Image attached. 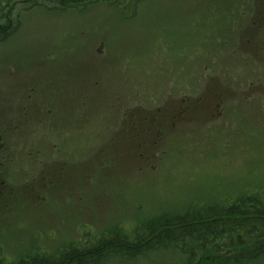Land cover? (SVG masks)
I'll use <instances>...</instances> for the list:
<instances>
[{
    "label": "rangeland",
    "instance_id": "rangeland-1",
    "mask_svg": "<svg viewBox=\"0 0 264 264\" xmlns=\"http://www.w3.org/2000/svg\"><path fill=\"white\" fill-rule=\"evenodd\" d=\"M27 1L0 0L1 24L14 22L22 11L13 32L14 23L0 30V127L7 122L9 105L40 94L45 132L66 148L70 141L61 134L78 130L83 140H77L76 158L64 157L71 168L51 148L30 175L0 171L2 264L36 253L57 255L61 247L87 237L92 243L108 230L131 235L130 229L139 230L161 215L183 217L242 196L264 202V129L254 127L250 115L234 129L227 105L223 113L222 107L210 106L220 100V83L227 89V103L244 100L247 87L252 101L264 102L262 60L250 58L254 73L242 85L229 75L235 60L231 53L241 38H264V23L257 33H242L256 0H128L123 6L116 0ZM59 2L70 6L61 12ZM60 54L70 55L79 70L74 88L90 87L79 99L94 102V115L78 105L74 124L63 128L56 123L61 87L54 70ZM221 66L224 75L216 77ZM236 88L238 93L231 94ZM183 99L196 103L192 114H177L173 125L162 121L167 107ZM141 101L158 115L149 117L157 129L151 137L140 134L130 120ZM118 102L125 117L114 108ZM104 113L110 114L111 142L90 133V119L95 130L105 127ZM116 125L120 129L113 130ZM182 261L161 250L133 262L112 254L99 264Z\"/></svg>",
    "mask_w": 264,
    "mask_h": 264
},
{
    "label": "flooded vegetation",
    "instance_id": "flooded-vegetation-1",
    "mask_svg": "<svg viewBox=\"0 0 264 264\" xmlns=\"http://www.w3.org/2000/svg\"><path fill=\"white\" fill-rule=\"evenodd\" d=\"M127 0H121L122 3L120 6L127 4L125 2ZM261 1L260 4L264 5V0H256ZM110 2V1H109ZM124 2V4H123ZM71 3V2H70ZM260 6L264 10V6ZM70 4H63L59 2V7L61 12L66 10ZM132 7V6H131ZM9 10V9H8ZM1 12V11H0ZM10 13V12H9ZM22 11L19 12V15ZM264 12L258 10L252 15V20L250 23L247 24L246 31L243 27L242 33L243 35L250 32H256L257 30L262 28L264 23ZM19 15L14 18L13 20H8L7 22L1 24L0 22V30L2 29L5 24L14 23L15 26L12 28V32L17 26L19 22ZM244 13L241 14V17ZM1 17V15H0ZM254 26L255 29H252ZM7 33L6 36H8ZM242 41L238 43L236 46L233 47L231 56H235V60L232 63V67L229 69V75L232 77L235 76V81L242 85L244 80L246 79L247 75L250 73L253 75L254 73V65L251 62V59L254 60H262L264 62V38L261 37H242ZM70 55L63 56L60 54L56 58L55 63V73L57 76V82L61 87V94L59 95V100L56 106V123L63 128L64 125L74 123L72 119L76 114V110L78 109V105L87 107L90 110V115H94L93 109L94 106L90 105V103L94 104L93 101H88L85 99H79L78 94L86 91H90V87L87 89L81 88L80 86L75 89L74 82L79 80V70L76 69L74 63L72 62V58L69 59ZM251 58V59H250ZM28 65L33 66L34 63L29 60ZM12 68H15V65H12ZM259 69L260 66H257ZM192 72V71H191ZM216 77L224 75V69L222 66L218 71H215ZM226 76V74H225ZM222 81V80H221ZM233 84V83H232ZM30 91H33L31 88ZM216 91L218 92V98L220 99L218 103L210 104L211 107L220 108L222 107V113L224 106L227 105L226 108V115L230 118L231 123L233 124L234 129H236L238 120L243 118L244 115H250L251 121L254 127L258 129H264V102H254L250 99V87L244 91V95L246 94V98L240 101H232L231 103H227L224 101V93L227 89L223 88L221 83L220 86L216 85ZM225 91V92H224ZM231 94L238 93V89L231 90ZM242 90L239 91V93ZM244 98V97H243ZM88 99V97H86ZM89 103V105H88ZM146 103L141 101L136 109L138 110L137 113L130 114V120L133 122V127L135 126L137 130H140V134H143L147 137H151L156 135V130H153L154 124L149 121V117L152 115L158 119V115L155 114L156 109L154 110H147L151 109L152 107H147ZM172 104V103H171ZM170 104V105H171ZM196 103L191 102L189 100H182L180 104L174 107H167L168 111L165 116H161L162 121H167L173 125V119L177 114H184L187 113L188 115L192 114L191 108L195 107ZM114 108H117L119 111V115L126 116L125 107L122 102H118ZM161 108L160 106L158 109ZM176 108H182L181 110H174ZM184 108V109H183ZM185 110V111H184ZM158 111V110H157ZM9 116L7 117V122L5 125L2 124L0 127V171L5 169L11 170H22L26 175H30L32 171L35 170L37 163H42L41 160L44 156L49 155L50 149L55 148L57 155L59 156V161L71 168L70 163L64 159L66 155L73 154L76 158V153L74 152L77 146V140L80 142L83 139L79 140L81 134L76 131L74 133H66L61 134V137L67 138L70 141L69 148L62 146L59 143V138L54 137L52 135L47 134L46 130V107L44 106L43 102L41 101L40 94L38 96H31L28 94L27 101L25 102H15L13 105H9L8 109ZM107 116L102 117L101 121L105 124V127L100 131L99 129L95 130L94 128V119H90V133L97 134L100 139H106L111 142V120L110 114L104 113ZM194 114V112H193ZM258 116H254V115ZM263 115V116H260ZM153 117V118H154ZM124 123V122H123ZM121 124V122H120ZM113 130H118L120 127L118 125L112 127ZM105 130L106 132H103ZM125 131H119V135H124ZM139 134V132H138ZM157 135H159L157 133ZM115 137V138H114ZM113 139H116V135ZM120 139V138H119ZM102 141V140H101ZM105 147V146H104ZM104 151V149H102ZM58 159V158H57ZM61 165V164H59ZM40 171H43L42 168ZM255 202V198L253 197H245L242 196L237 198L234 202L230 204H245V205H253ZM252 210H248L247 217L252 218L254 214ZM235 219L244 216H234ZM213 218V217H212ZM209 218V219H212ZM205 219L202 218V221ZM212 220H217V218H213ZM130 232H136L134 229H130ZM107 232H120L116 230H108ZM123 232V231H122ZM86 239V240H85ZM80 240L78 245L72 244L68 246L61 247L59 253L57 255L46 254L49 256H54L55 259L58 260V255L62 254V252H67L76 249L79 246L89 245L90 243L87 242V238ZM37 255H29L28 260H34L35 257H39L37 259L39 261L46 262L47 258L44 257L45 254L36 253ZM27 259L18 260L13 262V264H19V261L28 262ZM56 260H54V263ZM48 262V261H47ZM2 264V262L0 261ZM10 264V263H9ZM58 264H63L59 262ZM65 264V263H64ZM90 264V263H87Z\"/></svg>",
    "mask_w": 264,
    "mask_h": 264
},
{
    "label": "trees",
    "instance_id": "trees-1",
    "mask_svg": "<svg viewBox=\"0 0 264 264\" xmlns=\"http://www.w3.org/2000/svg\"><path fill=\"white\" fill-rule=\"evenodd\" d=\"M260 3L256 2L255 12H263L258 8ZM255 199L251 206L228 204L223 207L220 204L208 206L203 211L184 213L183 217L161 215L131 235L106 232L88 248L79 246L62 252L58 260L45 255L47 258L42 259L48 262L35 257L34 260L27 259L28 262L19 261V264H99L112 254L133 262L138 257L147 260L151 251L161 250H170L179 259L183 258L181 264H264V202ZM248 210L253 211L252 218L247 217ZM234 216L244 217L235 219Z\"/></svg>",
    "mask_w": 264,
    "mask_h": 264
}]
</instances>
